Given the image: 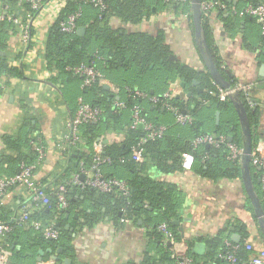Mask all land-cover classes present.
Returning <instances> with one entry per match:
<instances>
[{
  "label": "trees",
  "instance_id": "16d2710c",
  "mask_svg": "<svg viewBox=\"0 0 264 264\" xmlns=\"http://www.w3.org/2000/svg\"><path fill=\"white\" fill-rule=\"evenodd\" d=\"M218 1L228 6L231 5L227 0ZM105 4V11L100 12L91 5H82L80 2H68L67 6L61 11L58 21L74 13L81 5L82 18L78 21V27L84 28V33L82 35H77L76 33L72 35L63 34L59 31L58 21L55 22L48 31L44 47V58L48 69L53 71L57 78L64 82L73 80L81 82L79 78L72 77L67 73L66 68L81 64L91 65L92 63L106 80L120 89L124 87L138 89L147 95H151L150 93L153 92L152 95L157 97H161L162 93L168 88V83L175 79H179L189 93L195 95L196 91L192 82L198 81L203 88V92L198 95L200 101L192 98L184 104L175 99L172 102L174 106L190 112L192 124L178 127V125L176 126L172 123L170 127L167 126V132L162 139L148 141L139 146L142 151V162H137L132 157V148L141 142L144 133L141 130H131L129 128L130 109L134 105L141 106L143 110L142 116L156 126L164 125L161 121H158V118L168 112L160 105H151L145 101L132 99L126 97L123 93L120 99L125 102L126 108L122 111H117L112 106L115 97L105 91L104 86L93 83L85 87L81 93L84 102L92 108L102 110V116L98 122L90 123L83 127L81 145L84 148H89L96 140L113 132L121 136L118 142L103 145L102 156L109 158L112 162L111 166L107 167V170H103V174L106 178H116L125 181L130 193L129 198L124 199L119 194L99 193L89 188L83 190L67 188L68 207L64 211L56 209V200L51 195L50 209H38L31 216V219L41 221L44 224L56 219L55 228L60 234L58 240H46L39 233H34L32 230L21 227L14 229L1 239L0 246L12 251L10 264H22L23 260L28 258L26 255L28 250L34 247L43 250V261L49 259L52 255H57L58 250H61L57 261L58 264H61V259L73 257L72 236L69 231L64 230L67 222L64 217L66 212L74 211L77 218L71 220L70 227L75 231L78 228L92 227L94 224L101 222L107 215L115 222L130 220L136 224L138 221H142V224L147 227L146 236L151 240L152 246L144 254L140 264H172L168 247L163 245L162 235L157 229L160 224H165L170 229L175 242H184L187 246L186 255L194 261H198L200 264H225L218 258V254L227 251L224 241L228 240L234 244L231 242L233 233H237L240 236L238 243L240 245L246 241H251L252 236L248 232V227L238 221L227 223L215 237L204 239L206 252L202 257H199L193 251L195 242L183 240L177 228L171 225V222L180 219L178 202L180 194L172 184L152 178L149 172L155 171L162 176L179 172L182 170V154L192 153L194 157L193 169L201 177L212 181L225 179L242 181L244 168L240 164L229 162L224 149L201 146L193 150L191 146L192 139L195 136L207 133L199 123L193 120V116L202 101H208L219 110L225 109L230 102L220 103L211 94L215 92V87L209 74L197 72L190 66L180 65L178 62L170 60L172 51L167 45L162 32L151 35L138 30L132 31L145 18L156 13L160 8H166L165 5L157 0H105ZM189 4H191V0ZM251 4H256V2H251ZM10 5V12L17 14V0H10ZM185 6H171L170 9H183ZM84 8H86L85 12ZM116 23L119 27L116 26ZM5 24H8L6 26L8 29L10 27L13 29L14 27L11 23H0V52L5 50L8 38L5 35ZM200 31L206 48L212 54L215 51L213 33L208 23L202 18ZM216 67L220 68L217 64ZM3 74L9 77L18 76L15 69H7L5 66H0V76ZM220 74L226 81V74L222 70H220ZM232 81L234 80L232 79L230 83ZM239 98L242 103H247L241 96ZM229 133L230 129L220 128L219 126L211 134L228 137ZM29 139L30 135L25 134L20 140L5 138L4 144L9 149L18 152L20 148L28 144ZM232 142L242 145L235 139ZM91 157L90 152L83 153L72 150V153L68 156L70 159L69 171L75 173L80 162H83L85 168H90L92 165ZM33 160L34 154L31 152L29 153V158L25 156L19 161L18 169L20 165H29ZM18 169L16 172H18ZM260 174L261 171L257 168L249 170L250 184L260 206L261 215L264 218V193L261 191L259 182ZM64 180L65 178H62L59 182L52 184L51 187L46 186V191L53 193L54 187L63 184ZM76 196H79V199L74 201ZM246 197L248 202L247 209L256 224L259 239L264 245L263 231L258 225L255 211L247 194ZM77 201L80 202L78 203ZM84 201L94 203L90 211L84 209ZM102 208L105 211H102ZM1 211L2 209L0 208V214ZM0 221L8 222L2 221L1 217ZM58 223H60V226H57ZM12 247L13 249H11ZM47 250L51 252L47 253ZM236 255L239 264H246L250 257V254L243 247H240Z\"/></svg>",
  "mask_w": 264,
  "mask_h": 264
},
{
  "label": "crops",
  "instance_id": "0c3cea01",
  "mask_svg": "<svg viewBox=\"0 0 264 264\" xmlns=\"http://www.w3.org/2000/svg\"><path fill=\"white\" fill-rule=\"evenodd\" d=\"M227 1L231 4L230 12L242 10L251 2H259V0ZM68 2L79 3L80 0H50L49 6L54 8L35 16L30 32L31 41L26 47L21 45L17 29L15 27L8 29L6 28L8 24H5V35L8 38L5 50L0 52V66L15 69L18 76L9 77L5 74L0 76V179L15 174L19 161L25 156L29 158L31 153L28 144L16 152L4 144V139L20 140L25 134L31 136L33 133L40 134L47 151V159L38 169L37 179L45 186L51 187L60 179L72 175V171H69L70 159L56 146L61 143V137L67 133V121L76 109L77 99L82 98L81 93L85 87L77 80L64 82L58 79L57 75L48 69L44 58L45 42L48 31L53 25L54 11L59 9L61 14ZM4 5H10V0H0V12ZM85 10L86 8L84 12ZM189 11L188 19L179 18L181 14ZM210 25L215 51L212 54L208 52L214 65H219L220 68L216 67L217 70L219 72L222 70L226 74V82L230 83L233 79L251 85L249 102L242 103L246 113L245 128L250 129L251 147L253 144L255 146L261 143L264 154V77L260 74V68L264 64L263 33L253 18L233 16L229 12L215 14ZM116 26L119 27L117 23ZM137 30L151 35L162 32L172 51L171 61L190 66L197 72L209 74L202 57L207 56L206 49L202 45L204 38L197 37L194 30L191 5L176 10L160 8L156 13L145 18L138 27L132 29V31ZM179 82L181 85L180 80ZM193 87L196 91L195 95L189 93L186 87H181L186 94L184 103L192 98L200 101L198 95L203 92L200 82ZM193 120L207 133L215 132L220 126L230 129L228 137H232L233 140L241 144L245 140L239 115L231 102L222 110L208 101L205 104L201 103ZM158 121L169 127L174 122L170 113L159 116ZM82 132L83 127L81 134ZM100 139L105 145L118 142L121 136L113 132L98 140ZM98 140L89 148L83 146L84 152L92 153L93 145ZM107 169L104 167L103 170ZM149 175L156 180L172 184L180 194L178 197L180 219L177 220L183 229V236H180L183 240L195 242L193 251L199 257L206 252L204 239L215 237L227 223L232 221L246 225L252 236V240H249L264 248L256 224L247 209L248 202L243 180L212 181L201 177L194 169L189 172L180 170L163 176L150 171ZM26 199L27 192L21 187L9 191L4 206L0 207L1 220L10 221L19 205ZM76 199H79V196H76L74 201ZM93 205L92 202L84 201L83 206L90 211ZM102 211L105 209L102 208ZM74 215L77 218L74 211L69 212L66 220V225L69 227L71 220L76 219ZM146 233L147 227L142 221L136 224L127 221L115 222L107 215L92 227L78 228L70 232L73 257L69 259L71 264H140L144 254L152 246ZM174 248L186 254L187 246L183 241L175 242ZM26 255L28 258H25L22 264H40L48 260H42L44 252L36 247L28 250ZM38 258L41 262H38ZM63 260L65 259H61V264Z\"/></svg>",
  "mask_w": 264,
  "mask_h": 264
},
{
  "label": "built area",
  "instance_id": "2783aa9c",
  "mask_svg": "<svg viewBox=\"0 0 264 264\" xmlns=\"http://www.w3.org/2000/svg\"><path fill=\"white\" fill-rule=\"evenodd\" d=\"M161 2L166 8L170 9L171 6H184L190 5V0H157ZM82 5H91L104 12L106 9L105 0H80ZM50 0H17L18 13H11L9 5H4L3 10L0 12V23H11L19 32L20 42L23 47H26L31 41V26L35 16L46 13V10L54 7L49 6ZM27 7V9H25ZM201 18L208 23L211 28L210 22L212 17L217 13L229 12L233 16L240 17L247 16L253 18L260 27L264 34V0H259L256 4H249L239 11H231V8L225 3L218 0H201L200 1ZM52 18L53 24L58 21L59 9L54 11ZM190 11L180 15L181 20L188 19ZM82 18V6L80 5L77 10L67 15L63 20L58 21L59 31L66 35L76 33L78 21ZM66 72L72 77L79 78L83 87H88L93 83L99 86H104L112 97H115L113 102V109L122 111L126 108L125 102L120 99V96L125 94L126 97L138 99L150 103L151 105H160L164 110L170 113L174 119L175 125L187 126L192 124V117L190 112L181 109L172 104L173 100H179L184 104L186 94L182 91L179 79H175L168 83L167 91L157 97L154 95H147L138 89H130L124 87L120 89L114 84L106 80L94 67L91 65H78L75 67L66 68ZM227 90L213 83L215 92L211 93L220 103L229 101V95L241 96L246 102H249V92L251 85L232 81ZM118 100H116V98ZM178 97V99H176ZM187 103V101H186ZM203 104L206 101H202ZM142 107L134 105L131 109L130 126L131 130H141L144 137L141 142L132 148V157L137 162H142V151L140 145L148 141H156L162 139L166 132L167 126L153 125L142 116ZM102 116V110L92 108L89 104L84 102L83 98H78L76 109L66 124L67 133L61 137V143L56 147L65 156H69L72 150L81 151L84 153V148L81 145V128L90 123H96ZM103 140H98L93 145L91 153L92 165L90 168H85L83 162L78 164V169L69 177L65 178L64 183L57 185L52 190L53 193L46 191V186L37 179V171L44 164L47 159V151L41 140L40 134L33 133L30 136L28 145L30 151L34 154V160L31 164L20 165L18 172L14 175L0 179V207L5 204L6 197L12 189L21 187L27 192V199L19 205L17 212L11 217L10 221L4 223L0 221V241L6 235L10 234L14 229L21 227L32 230L34 233H39L44 239L56 241L59 239L60 234L55 228L56 219L49 223H42L31 219V216L38 209L49 210L51 207L50 196L52 195L56 200V209L64 211L68 207L66 198L67 188H77L83 190L86 188L93 189L99 193H113L119 194L124 199L130 196L128 186L125 181L116 178H106L103 174L104 167H110L112 162L109 158L102 156ZM191 146L193 150L201 146H208L213 149H224L227 160L231 163L240 164L243 157L242 145L234 142H228L227 137L224 135H216L211 133H202L192 139ZM194 166V157L192 153H184L181 156V169L183 171H191ZM249 166L257 168L261 171L260 185L261 191L264 193V154L261 150V143L253 144ZM124 220L122 222H126ZM127 222H131L130 220ZM158 231L162 235L163 245L168 247L170 259L172 264H200L194 261L191 257L182 254L175 250V239L170 229L165 224L158 226ZM227 249L226 252L218 254V258L225 264H239L236 253L243 247V249L250 254L246 264H264V248H260L253 244L251 241H246L242 245L232 244L228 240L224 241ZM12 251L0 246V264H10ZM40 264H57L53 259L49 258L44 263Z\"/></svg>",
  "mask_w": 264,
  "mask_h": 264
},
{
  "label": "water",
  "instance_id": "95a60500",
  "mask_svg": "<svg viewBox=\"0 0 264 264\" xmlns=\"http://www.w3.org/2000/svg\"><path fill=\"white\" fill-rule=\"evenodd\" d=\"M200 1L201 0H191V15H192V19H193V25H194V29L195 32L197 34V37H202V33L200 31V24H201V12H200ZM84 33V28L79 27L76 31L77 35H82ZM202 45L203 48L206 49V54L207 56H202L203 60H204V64L207 68V71L211 77V79L213 80V83H215L216 85L220 86L221 88L227 90L229 88V83H227L221 76L220 72L217 70L216 66L214 65L211 56L205 46L204 40H202ZM170 60H172V56H170ZM260 74L262 77H264V64L261 66L260 68ZM192 85H198L197 81H193ZM181 87H185V85L182 83ZM105 91H107L108 89L105 87L104 88ZM200 89H197V91H199ZM151 95L153 94V92L150 93ZM188 96H190L188 94ZM119 97L116 98V100H118ZM178 99V97L176 98ZM229 101L235 106L236 111L239 115V119L241 121V125L243 126V132H244V136H245V140L242 144L243 147V157L240 160V165H242V167L244 168V176H243V183L245 186V190H246V194L249 197V200L251 202V205L255 211V215L257 217V221H258V225L259 227L262 229L263 234H264V218L261 215V209L260 206L258 204V201L256 199V196L252 190L251 184H250V175H249V170H250V166H249V159H250V153H251V133H250V129L249 128H245L246 126V113H245V109L242 105L241 99L239 98V96L233 94V95H229ZM218 116L219 113H216V118L218 120ZM246 122V123H245ZM228 142H232L233 138L232 137H227ZM106 143V141H104ZM208 147V146H206ZM260 182V180H259ZM151 211V209H149ZM69 216V212H66L65 215V220L68 219ZM74 218H76V216H73ZM140 223V221H139ZM171 225L174 227L178 228V231L180 232V235L183 236V229L182 226L180 224L179 221H173L171 222ZM57 226H60V223L57 224ZM64 230L65 231H69L72 232V229L69 227V225H65L64 226ZM231 241L234 244H238L240 241V237L236 234H233L231 236ZM12 249V248H11ZM51 251L48 250L47 253H50ZM40 254H42V252H40ZM61 254V250H58L57 255H52L51 259H53L55 262L58 261V255ZM38 262H41V259L38 258ZM62 264H71V260L70 259H65L63 260Z\"/></svg>",
  "mask_w": 264,
  "mask_h": 264
},
{
  "label": "rangeland",
  "instance_id": "374dc122",
  "mask_svg": "<svg viewBox=\"0 0 264 264\" xmlns=\"http://www.w3.org/2000/svg\"><path fill=\"white\" fill-rule=\"evenodd\" d=\"M173 121H174V119H173ZM174 123V122H173ZM175 124V123H174ZM177 126V125H176ZM178 127H181V126H178Z\"/></svg>",
  "mask_w": 264,
  "mask_h": 264
}]
</instances>
